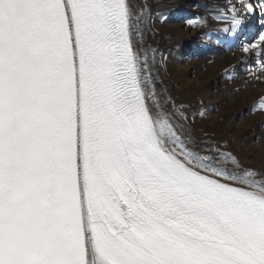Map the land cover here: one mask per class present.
<instances>
[{"label": "snow or ice", "instance_id": "1", "mask_svg": "<svg viewBox=\"0 0 264 264\" xmlns=\"http://www.w3.org/2000/svg\"><path fill=\"white\" fill-rule=\"evenodd\" d=\"M206 12L225 33L256 18L239 63L264 84V0ZM150 20L135 0H0V264H264V171L157 88Z\"/></svg>", "mask_w": 264, "mask_h": 264}, {"label": "bare ground", "instance_id": "2", "mask_svg": "<svg viewBox=\"0 0 264 264\" xmlns=\"http://www.w3.org/2000/svg\"><path fill=\"white\" fill-rule=\"evenodd\" d=\"M145 2L151 8L145 38L148 44L158 49L156 59L161 65L159 77L162 84H157V88L166 87L173 97L193 110H199L202 102L205 118L198 121L200 126L229 142L244 163L264 171V116L250 114L256 99L264 93V84L249 83L244 87L248 74L239 63L238 48L233 52L219 53L214 43L216 35L207 31L226 24L215 21L206 12L213 0H135L137 4ZM215 2L223 4L224 0ZM181 12L191 14L192 19L205 17L208 30L193 35L185 21H179ZM162 15L167 16L164 23H160ZM204 40L210 53L192 58L182 53L189 47H206L200 43ZM232 64L237 65V78L229 82L221 73ZM237 88L240 91H236Z\"/></svg>", "mask_w": 264, "mask_h": 264}, {"label": "clouds", "instance_id": "3", "mask_svg": "<svg viewBox=\"0 0 264 264\" xmlns=\"http://www.w3.org/2000/svg\"><path fill=\"white\" fill-rule=\"evenodd\" d=\"M196 19V18H194ZM200 23H198L196 25V27L194 29H192V34L195 35L196 32L201 31V30H208V23H207V19L205 17H201L200 18ZM223 28H218L215 30H208V33H212L215 34L219 37V39H217L216 41H214L215 44L219 45L220 40H222L225 36H228L229 38H234L239 31V26L237 25L236 28L233 31H230L229 33H225L223 31ZM243 42V41H242ZM242 59H247V57H242ZM257 71H260V69H257Z\"/></svg>", "mask_w": 264, "mask_h": 264}]
</instances>
